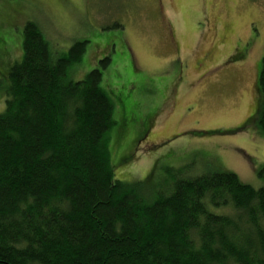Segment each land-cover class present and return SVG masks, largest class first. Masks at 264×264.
Masks as SVG:
<instances>
[{
  "label": "trees",
  "instance_id": "1",
  "mask_svg": "<svg viewBox=\"0 0 264 264\" xmlns=\"http://www.w3.org/2000/svg\"><path fill=\"white\" fill-rule=\"evenodd\" d=\"M26 15L21 60L0 62V264H264V187L224 171L116 178L133 156L112 158L111 57L76 79L90 41L60 52ZM256 87L264 133V57Z\"/></svg>",
  "mask_w": 264,
  "mask_h": 264
},
{
  "label": "rangeland",
  "instance_id": "2",
  "mask_svg": "<svg viewBox=\"0 0 264 264\" xmlns=\"http://www.w3.org/2000/svg\"><path fill=\"white\" fill-rule=\"evenodd\" d=\"M25 15L60 39V52L90 41L76 79L111 57L103 83L118 123L112 158L133 156L116 178L224 171L264 187V0H0V62L21 60Z\"/></svg>",
  "mask_w": 264,
  "mask_h": 264
},
{
  "label": "bare ground",
  "instance_id": "3",
  "mask_svg": "<svg viewBox=\"0 0 264 264\" xmlns=\"http://www.w3.org/2000/svg\"><path fill=\"white\" fill-rule=\"evenodd\" d=\"M245 58V57H244ZM241 59V58H240Z\"/></svg>",
  "mask_w": 264,
  "mask_h": 264
}]
</instances>
